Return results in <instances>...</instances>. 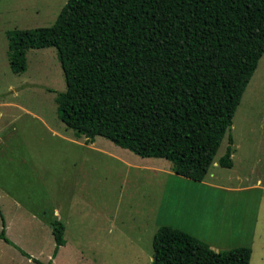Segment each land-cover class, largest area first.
I'll use <instances>...</instances> for the list:
<instances>
[{
  "label": "rangeland",
  "instance_id": "374dc122",
  "mask_svg": "<svg viewBox=\"0 0 264 264\" xmlns=\"http://www.w3.org/2000/svg\"><path fill=\"white\" fill-rule=\"evenodd\" d=\"M67 1L0 0V232L3 215L13 242L0 240V264H35L13 245L47 263L55 220L66 239L56 264H152L159 227L190 214L217 253L255 230L251 264H264V55L207 178L252 189L192 187L168 177L170 161L103 137L87 143L59 119L55 97L66 80L55 48L29 50L27 71L11 70L7 33L52 26ZM230 135L234 166L224 168Z\"/></svg>",
  "mask_w": 264,
  "mask_h": 264
},
{
  "label": "trees",
  "instance_id": "16d2710c",
  "mask_svg": "<svg viewBox=\"0 0 264 264\" xmlns=\"http://www.w3.org/2000/svg\"><path fill=\"white\" fill-rule=\"evenodd\" d=\"M9 65L28 69L32 49L55 48L66 90L59 119L78 137H103L181 177L208 175L264 55V0H68L50 27L7 33ZM234 138L219 164L233 167ZM0 240L10 245L3 215ZM44 263L66 245L65 225ZM152 264H251L252 247L217 253L190 233L162 226Z\"/></svg>",
  "mask_w": 264,
  "mask_h": 264
},
{
  "label": "crops",
  "instance_id": "0c3cea01",
  "mask_svg": "<svg viewBox=\"0 0 264 264\" xmlns=\"http://www.w3.org/2000/svg\"><path fill=\"white\" fill-rule=\"evenodd\" d=\"M215 164L216 163L214 162L213 165H215ZM233 166H234V164H233ZM210 172H211V169H210L208 175L210 174ZM167 173H168V177L172 178L174 176L175 178H179V179H177L178 181L187 182L186 184H188V185H190L192 187L205 186V187H208V188H211V189L222 190V191H227V192H247V191L252 189V187H249V186H240L238 188H231V187H226V186H222V185H219V184L211 183L207 179L208 175L206 176V178L202 182H199V183L196 182L195 183L193 180H190L188 178H184V177L179 176L178 174H176L173 171V169L171 167L168 168ZM214 177L215 176L213 174H211V178L213 179ZM259 182H260V180L258 181V184H259ZM257 221H258V216L256 217V221L255 222H257ZM164 226H171V227H175L177 229L186 231V232L190 233L191 235H193L194 237H196L197 239H199V240L203 241L204 243L208 244L214 251H224V250H222V248H220L219 244H212L206 238H203L202 236H200V234H198V231L202 230L201 229L202 225H201L200 221L197 218L193 217L192 214H190L189 218L186 219V223H184L182 221V219L179 218L177 220H172L171 223L166 224ZM246 234H247L248 237L246 236L245 239H242L241 241H239L240 244H235V246L233 245L232 248H235L237 246L250 245L252 247V250H253L254 249L255 230L252 229V233H248V231H246ZM232 248H230L229 250H231ZM59 253H60V250H59L58 254ZM218 253H222V252H218ZM58 254H57V256H58ZM57 256L54 258L53 264L57 263V258H58Z\"/></svg>",
  "mask_w": 264,
  "mask_h": 264
},
{
  "label": "water",
  "instance_id": "95a60500",
  "mask_svg": "<svg viewBox=\"0 0 264 264\" xmlns=\"http://www.w3.org/2000/svg\"><path fill=\"white\" fill-rule=\"evenodd\" d=\"M154 260H155V257H154Z\"/></svg>",
  "mask_w": 264,
  "mask_h": 264
}]
</instances>
